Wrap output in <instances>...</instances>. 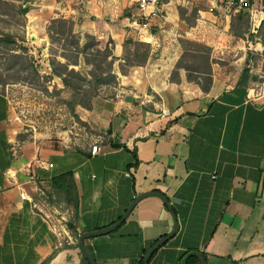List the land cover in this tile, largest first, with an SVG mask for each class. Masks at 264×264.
Returning a JSON list of instances; mask_svg holds the SVG:
<instances>
[{
    "label": "crops",
    "instance_id": "0c3cea01",
    "mask_svg": "<svg viewBox=\"0 0 264 264\" xmlns=\"http://www.w3.org/2000/svg\"><path fill=\"white\" fill-rule=\"evenodd\" d=\"M124 3L117 2L118 12ZM56 5L97 41L114 43L117 82L108 94L91 82L81 85L73 119L89 130L84 141L76 138L80 128L72 127L52 141L34 132L22 145L9 124L10 102L0 94V264L48 258V264H82L79 235L108 228L148 192L168 199L178 229L147 264H180L189 252L201 253L207 264H264V99L253 94L264 78L262 45L232 36V14L222 31L208 30L202 21L187 33L188 41L211 48L210 75L189 80L176 68L180 51L172 60L168 48L159 55L154 46L144 65L122 75V32L104 18L113 6L94 0L82 7L63 0ZM258 14L251 15L257 17L252 33L263 19ZM93 144L99 147L95 155ZM67 172L78 198L75 220L52 183ZM173 228L162 201L146 196L115 230L84 245L96 264H140Z\"/></svg>",
    "mask_w": 264,
    "mask_h": 264
},
{
    "label": "rangeland",
    "instance_id": "374dc122",
    "mask_svg": "<svg viewBox=\"0 0 264 264\" xmlns=\"http://www.w3.org/2000/svg\"><path fill=\"white\" fill-rule=\"evenodd\" d=\"M61 1L0 0V35L9 34L17 41V47L0 45V94L6 95L10 102L12 119L9 124L17 132L15 140L22 143V145L31 141L30 136L34 132L49 136L44 137V141L58 140L55 137L57 131H67L72 127L80 128L77 131L78 137H76L79 141H84L86 135H88L89 130L79 120L73 119L74 114L70 113L68 104L63 103L64 100H71L70 93L64 90L60 80L53 76L50 71L52 62L66 63V60L60 56L61 54L67 56L71 61L74 58L71 38L64 40L65 38L59 39L54 35L50 39L47 36V27L51 20L68 19L64 17L67 14L61 12L56 5ZM253 2L255 4L253 14L259 15L261 1L253 0ZM164 3L165 5L169 4L165 7L167 19H157L151 22L147 34L143 32L139 34V31L129 27L126 21L120 23L121 19L129 18L132 10H134L131 0H125V3L121 7L119 6V12L117 8L115 13H106L107 15H104V18H108L109 22L110 20L114 21L113 24H119L117 28L122 32L121 37L123 40L133 39L137 42L139 45L136 46V49L140 53L146 49L145 45H149L150 48L154 46L159 55L163 49L168 48L165 52L171 54L170 58L172 60H176L179 51L181 52L179 59H177L178 62L183 51L187 54L191 52L199 54L197 49L191 46L183 48L180 44V40L192 38V34H187L192 31L190 28L198 31L197 24L203 25L202 21H204V26L208 30H213L212 26H216L217 30L222 31L225 17L232 15V13L223 11V0H164ZM215 4L217 7L214 6ZM24 7L29 9L25 16L21 13V9ZM204 13L215 16L217 23L216 20L215 22L207 20ZM255 20H257V17L252 20L250 15L251 30L253 24H256ZM74 30V33L77 34L87 33L80 28V25L76 26ZM89 35L95 38L94 35ZM150 35L156 38V41L153 39L148 41ZM95 40L97 39L95 38ZM97 42L101 49L106 46H114L110 39L103 43L101 41ZM174 52L178 54H174ZM15 54L19 58L15 57ZM248 56L251 59V56ZM199 59L193 60L186 56L183 58L182 64L203 67L204 62L201 58ZM218 60L221 61L220 58ZM36 65L39 70L38 74L32 73V66ZM70 69L78 71L77 66L69 65L68 70ZM254 78L258 79L257 76ZM110 86L112 85L97 88L103 94H108V87ZM253 88H255L253 94L264 99V78L260 80L257 87ZM67 133L72 137L69 132ZM48 145L43 146V150H47ZM21 154V152L20 154L17 153L18 156ZM49 159L53 161V158L49 157Z\"/></svg>",
    "mask_w": 264,
    "mask_h": 264
},
{
    "label": "trees",
    "instance_id": "16d2710c",
    "mask_svg": "<svg viewBox=\"0 0 264 264\" xmlns=\"http://www.w3.org/2000/svg\"><path fill=\"white\" fill-rule=\"evenodd\" d=\"M261 12L263 13V19L256 30V33L251 32L250 13L247 11H239L231 16L229 23V32L232 36L240 39H246L250 43L258 42L264 47V0H260ZM251 6H253V0H250ZM27 3V1H26ZM28 7L21 9V13L25 16L28 12ZM80 25V20L76 23L71 19L58 18L50 21L47 27V36L52 39L53 36L59 37V39L71 38L74 58L69 60L67 56L61 54L60 56L66 60L65 64L59 62H52L50 71L53 76L58 78L64 87L70 93V101L64 100V104H68L70 113L75 114L77 99L81 93V85L86 82L93 83L96 87L105 85H114L117 82V76L113 73V68L118 59L113 55L114 46L104 47L101 49L95 38L87 33L77 34L74 33V27ZM111 44V42H110ZM180 44L183 48L191 46L198 50V55L194 53H185L183 51L180 60L177 62V69L182 68L187 72V78L191 81H195L196 77L201 74L210 75V55L211 48L203 44L190 42L187 40H180ZM0 45L2 46H14L17 47V41L9 34L0 35ZM139 44L133 39H126L123 42V57L122 62H119L118 69L120 74L127 73L129 68L142 66L146 63L150 55V46L145 45L146 49L140 53L137 51L136 46ZM27 52V51H26ZM264 58V51L262 52ZM188 56L193 60H200L204 62L203 67L199 65H183L182 60ZM15 57L19 58L17 54ZM69 65L77 66L78 71L73 69L68 70ZM88 69V70H87ZM264 71V64L262 67ZM32 73L38 74V66H32ZM210 80V79H208ZM202 89H206L205 86ZM115 147V146H114ZM118 147V146H116ZM54 188L61 195L64 196L67 206L72 208L73 220L78 215V198L77 193L72 182V174L67 172L56 179L52 180ZM154 254V253H153ZM81 255V253H80ZM82 258V264H89L86 259ZM50 258L43 261L41 264H48ZM140 264H143V258L140 260ZM186 264H200L198 259L190 257L186 261Z\"/></svg>",
    "mask_w": 264,
    "mask_h": 264
},
{
    "label": "built area",
    "instance_id": "2783aa9c",
    "mask_svg": "<svg viewBox=\"0 0 264 264\" xmlns=\"http://www.w3.org/2000/svg\"><path fill=\"white\" fill-rule=\"evenodd\" d=\"M64 2L72 3L74 6L82 7L89 4L92 0H63ZM101 5H111L113 6L112 12L118 8L117 2L120 0H94ZM224 7L223 11L225 13L235 14L239 11H247L250 15L253 14L254 9L251 6L250 0H223ZM164 0H134L133 6L134 10L130 17L128 18L129 27L134 30H138L139 34L141 32L148 33L149 25L151 22L157 19H166V12L163 9ZM110 12V11H109ZM255 27L253 26V29ZM99 147L97 144H93L90 147V153L95 155L98 153ZM51 167V165H49ZM20 198L24 200L26 194L24 192L20 193Z\"/></svg>",
    "mask_w": 264,
    "mask_h": 264
},
{
    "label": "water",
    "instance_id": "95a60500",
    "mask_svg": "<svg viewBox=\"0 0 264 264\" xmlns=\"http://www.w3.org/2000/svg\"><path fill=\"white\" fill-rule=\"evenodd\" d=\"M146 196H156L162 201V203L165 205L167 210L172 215V218L174 220V228H173V230L171 231L170 234H168L167 236L159 239L151 248H149L146 251V253L144 255V258H143V264H147L148 260L152 256V254L160 246H162L167 240H169L170 238H172L176 234L177 229H178V224L176 222V217L174 215V212L172 210V207H171L170 203L168 202V199L164 195H162L160 193H157V192H148V193L141 194L140 196H137V197L134 198L133 202L128 206V208L126 209L124 214L121 216V218L117 222H115L114 224L109 226L108 228H105V229L97 231V232H88V233H82V234L79 235L78 240H77V245H78L79 252L83 256V258L88 261L89 264H96V263H95L94 259L92 258V256L89 254V252L86 250L85 245H84V240L88 239L89 237H94V236H97V235H100V234H106V233H109V232L115 230L127 218V216L129 215V213L131 212L133 207L136 205V203H138L140 200H142ZM190 257L197 258L200 264H207L204 256L201 253H199V252H189V253H187L185 255V257L181 260L180 264H186V261Z\"/></svg>",
    "mask_w": 264,
    "mask_h": 264
}]
</instances>
